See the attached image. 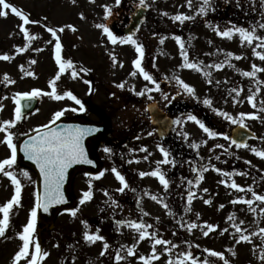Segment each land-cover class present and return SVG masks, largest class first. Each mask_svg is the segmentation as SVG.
I'll list each match as a JSON object with an SVG mask.
<instances>
[{
    "label": "rangeland",
    "instance_id": "1",
    "mask_svg": "<svg viewBox=\"0 0 264 264\" xmlns=\"http://www.w3.org/2000/svg\"><path fill=\"white\" fill-rule=\"evenodd\" d=\"M243 1L245 3L246 0ZM6 2L29 14L31 21H39V23L25 25L29 29L30 34L35 35L37 38L31 42L25 52L18 53L17 48L23 47L27 43L19 28L22 21L11 12V9H4L0 5V11L8 13L7 16H0V55L8 54L12 57V59L7 61L0 59V104L4 106L3 110L0 111V122L14 118L15 104L12 98L17 92H30L33 89H40L43 93L51 91L49 81L54 79L59 68L55 62L54 39L47 31V27H64L65 30L58 33L63 46L62 56L66 60L73 61V63L78 60L77 64L79 65L76 68L74 63L75 69L79 73L76 78L72 77L71 69L61 74L56 84L57 92L63 94L65 91L70 90L83 102L84 107L88 100L96 107H103L108 99L107 95L103 94L107 93L104 85L108 86V89L112 91L110 93H113L109 97L112 98L109 104L110 108L106 110L111 129H117L118 126H121L122 136V130H124L122 128L124 126L127 127L132 124L136 126L139 123L138 113L145 112L143 108L145 100L149 99V96L154 99L160 95L161 91L146 92L143 96L136 95V92L143 90L146 84L148 87L153 86L144 81L139 73L135 77L130 75L134 70L132 61L137 55L134 46L120 44L119 42L113 45L102 29L95 27L96 24L102 23V18L104 17L103 5L113 6L115 5V0H94V2L93 0H75V2L73 0H6ZM145 2L149 19L146 26L134 37L144 47V68L156 80L158 78L165 79L167 76L171 82L169 93H175V90L178 89L176 81L172 79L173 75H178L186 83L193 86L195 95L189 96L190 105L198 103L206 107L203 101L210 99L212 106L207 107L212 110L213 118L211 122H214L222 130H227L235 124L218 115L214 109L227 112L237 119H239L241 113H254L259 117L258 119L245 117L244 119L245 125L255 131L258 136L256 141H247L248 148L234 147L222 136L209 138L197 124L185 119L183 126L186 129H183V131L189 134L186 141L190 144L197 143L200 145L199 149L194 148L197 154L200 155V161L196 163L195 168L214 165L215 168L222 170L221 173H218L212 167H209V170L204 172V179L200 185L198 187L195 184L192 185L195 197L191 205L186 208L185 216L190 221L189 223L195 222L198 225H203L206 221L219 227L215 231L210 232L208 236L203 235L200 227L194 228L191 232L185 227L186 237L179 239L177 238V232L174 231L175 229L170 228L171 222L180 220L179 214L173 213L170 215L169 207L168 209L163 207L166 202H163L162 199H158L154 203L143 199L142 204L152 206L151 213L156 217L154 229L151 228L148 231L162 239L171 241L173 245H178V247L172 248L171 258L173 260L179 253L190 250L198 260L202 261L207 258L211 259L212 264H224V261L219 258L208 257V254L204 251V249H212L223 252L224 258L228 260L229 264H264V260L260 258L261 252L264 251V239H262L264 233H260L261 227L264 228V218L260 216L264 212L261 211L260 207L257 209L254 207L258 201H254L252 205L257 212L251 211L246 204L231 203L233 195L235 197L233 200L238 197L253 199L251 192H240L220 183L222 180H227L230 184L234 180L245 189L251 187L256 193L264 194V181L259 183L253 181L264 176V158L257 156L251 151V148L264 151V141L262 140L264 138V103H262L264 102V72L258 71L255 77H248L242 74L243 72L251 71L253 64L257 65L258 68H264V61L253 54L254 48L258 52H264V48L256 47L257 42L252 45H248L245 42L242 45L238 35L233 36L232 39H227L216 34L214 31L215 26H219L220 30L230 27V19L228 17L230 8H226V16L228 18L225 19V22L214 25V18H209L211 11H208L207 15L199 14V8L203 0H192L191 7H189L187 0H145ZM218 3V1L215 2L213 0V8H218L216 6ZM243 6L245 5L243 4ZM81 13H83V18H81ZM164 13H168V15L166 16ZM178 13H184L194 17V19L186 20L181 24L171 18ZM203 18H205V21L202 23ZM169 21L173 23L172 29ZM154 23L155 25H153ZM209 24L213 27H209ZM254 24L255 26L260 25L261 19L257 22L254 20L252 26L248 29L251 30ZM68 25L74 26L76 31H72L67 27ZM176 26L180 27V33L183 36L182 40L191 61L200 63L204 55H216V52H219L216 57L221 62H224L226 53H233L234 56L230 58L233 67H229L225 63L224 67L218 70L214 67L209 68L206 65L202 69L210 72V77L205 76L203 71L180 67L183 63V58L180 55L179 45L173 38L177 36V30H174ZM256 30L258 29L256 28ZM152 34L154 35L152 36ZM256 34L263 33L256 32ZM161 37L166 38L163 44L160 43ZM50 40L53 43H49ZM96 51L100 55L98 59L93 60V57L97 55ZM113 53L117 59L115 64L112 59ZM220 53L222 56H220ZM108 56H111V58L106 63L105 60H107ZM235 56H239L241 59H236ZM33 60L36 63H31ZM217 62L219 63L216 60L209 65L218 64ZM154 63L155 67H153ZM21 66H23V70ZM80 68L87 69V72H94L95 79H99L95 83L97 88H94L92 92H90L91 86L89 83L85 82L88 81L87 72H79ZM29 72L32 75H28L27 73ZM5 73L8 74L9 79L14 81V83H9L3 79ZM209 79H211V83L208 82ZM121 82L125 84L123 89L116 86ZM232 89L237 91L234 92ZM117 95H119V98ZM250 95L254 97L255 108L248 102L247 97ZM127 96H130V99L126 100ZM71 108H79V106L68 98L56 100L49 95L42 94L40 103L33 113L17 122L10 129L14 134V143L24 133L51 122L54 113L57 111L68 109L65 111V116L76 114L77 112L71 111ZM195 112L193 111V114ZM213 130L221 133L218 129L213 128ZM135 131H138V129H132V133L129 136H132ZM4 135L3 132H0V160L11 155V150L2 142ZM202 141H206V143H202ZM218 144L224 145V148L216 147ZM137 149L134 142L121 146V164L126 162L127 170L130 172H127V175L133 173L134 179L147 182L158 195L162 194L166 189L160 184L158 178L150 175L142 178L139 175L142 171L150 172L156 167L154 168V163L153 165H147L146 162L141 161L142 154L140 151L137 152ZM148 149L156 162L163 159L159 149L153 147ZM217 156L220 157L219 160L216 159ZM129 161L132 162L129 163ZM117 162V160L108 161L113 168H117ZM166 165H161L160 167L168 179V171L164 170ZM197 165L199 166L197 167ZM112 167L104 169L102 171L104 175L99 179H96V177L91 178L85 174L74 177L72 194L76 199V203L72 209L78 210L75 216L67 210L59 212L48 225L44 226L37 221L33 244L39 242L41 249L49 253L40 264H117L115 260L117 252L125 257L119 261V264H143L139 257L151 258L150 238L141 241L139 236L134 234L135 231L129 228L127 224H116V221L121 220V215L122 220H128L133 218L134 214L129 211L130 209L126 205H124L125 209L122 213L121 207H118L119 195L121 194L117 189L121 187V184L115 175L111 176L110 171H108ZM17 168L18 166H13L14 173L23 186L21 201L18 206L12 209L9 226L5 235L0 237V264H12L15 253L22 246V241L19 239L18 234L22 232L23 226L27 224L31 210L36 205L33 174L26 169ZM23 171H27L29 176H23ZM223 172L243 174L226 177L222 174ZM249 172H253V174ZM195 174L193 175L194 177L198 176L197 172ZM255 175L259 176L258 178L253 177V179L252 176ZM261 180H264V178ZM90 184L92 198L81 204L82 195L84 192L89 191ZM205 185L209 186L208 188L213 186L214 197L212 194H208L206 197L200 196L201 193H198V189L201 186L205 187ZM14 190L11 180L0 173V206L11 199ZM105 191H107V195ZM223 197L230 198L223 199L229 201L226 204L227 207H220V205L224 204L222 202ZM214 199L217 202L221 201L219 206L205 203V200L213 202ZM113 200L117 203L113 204ZM262 205L264 206V203ZM188 208L191 210L188 211ZM236 212L238 213L236 214ZM230 213L234 214L235 223L240 224L243 221L240 227L246 230L245 234L256 233V235L251 236V242H236L239 234L231 226L233 221L227 219ZM91 218V222L88 223V219ZM151 219L152 216L148 217V221ZM180 221H182V218ZM84 222L87 223V227ZM253 222L257 223L254 224ZM246 227L251 228L248 229ZM225 228L228 231L222 232ZM97 230H99L100 235L105 237V241L109 245L107 252L103 256L100 253L103 251L105 241L89 243L84 239L85 231L91 234L96 233ZM122 232L124 236L121 238ZM133 245H135V255H128L127 249L133 247ZM156 247L159 259L152 260L151 264H168L170 254L164 251L165 246L157 245ZM19 264H26V261L22 259Z\"/></svg>",
    "mask_w": 264,
    "mask_h": 264
},
{
    "label": "snow or ice",
    "instance_id": "2",
    "mask_svg": "<svg viewBox=\"0 0 264 264\" xmlns=\"http://www.w3.org/2000/svg\"><path fill=\"white\" fill-rule=\"evenodd\" d=\"M75 2V0H73ZM94 2V0H93ZM122 0H115V5L119 6L121 4ZM187 3L189 7H191L192 0H187ZM0 5L3 6L4 9H11V12L17 16L22 23L19 25V28L21 32L23 33V38L27 42L23 47H18L17 52L23 53L27 50L28 46L31 44V42L36 39L37 37L33 34H30L29 29L25 26L31 23H39V21H31L29 19V14L23 12L19 8L9 4L6 2V0H0ZM139 5L141 7H147V4L145 0H139ZM104 7V18L107 20L109 17L113 15V6L112 5H103ZM213 8V0H203V3L201 4L199 8V14L207 15L208 11H214ZM7 12L0 11V16H7ZM164 15H168V13H164ZM81 18H83V13H81ZM174 21H179L181 24L186 20H192L194 17L188 16L184 13H178L171 17ZM209 27H213L211 24L208 25ZM68 28H70L72 31H76L75 27L72 25H68ZM95 27L102 29L103 33L106 34L107 39L113 44H117L118 42L120 44H130L134 46L135 52H136V58L132 61L133 64V71L130 73L132 77H135L138 73L140 76H142L144 81H147L149 84H151L153 87H148L146 84L144 89L141 91L136 92V95L143 96L145 93H151L153 91H161L159 82L154 78V76L147 71L143 66V59H144V47L142 44L138 43L136 39H134L135 32H131L127 36H119L115 34L112 29L108 26L106 23H100L96 24ZM260 28L264 29V23L259 25ZM65 29L64 27L60 28H53V27H47V31L51 34V36L54 39V55H55V62L58 65L59 71L57 72L56 76L53 80L49 81V85L51 88L50 92L43 93L40 89H33L30 92H17L13 96V101L15 104L14 108V118L9 120H3L0 122V132H3L4 138L3 143L7 145V147L11 150V155L3 160H0V173H2L4 176L8 177L11 180V183L14 185V194L12 195L11 199H9L5 204L0 206V237L5 235V232L9 226L10 223V214L12 209L15 206H18L21 201V192H22V184L21 181L17 178L15 175L13 169V166L17 163V145L14 143V134L10 131L12 127L15 126V124L23 119L24 112L26 108L31 107V101L35 100L36 98L43 95H49L52 98L56 100H61L63 98L71 99L75 102L76 105L79 106V108H71L70 110L73 112H83L85 111V107L83 102L78 99L70 90L65 91L63 94H59L57 92V81L60 79L61 74L65 73L66 70L71 69V75L73 78H76L79 73L75 69V65L73 61L66 60L62 56V44H61V38L58 35V33L63 32ZM138 30V29H137ZM214 31L217 35H219L222 38L232 39L233 36L238 35L241 44L243 45L245 42L248 45H252L254 42L256 43V47L264 48V37L259 36L256 34V27L253 26L251 30L245 27L237 26L233 24L231 27H228L224 30H220L219 26L214 27ZM180 48V55L183 58V63L180 67L192 69L196 71H203V74L207 77L211 76L210 72L204 71V69L201 68L200 63L193 62L189 59V54L187 49L185 48V44L180 36H174L173 37ZM165 37H161L160 43L163 44ZM49 43H53L52 40L49 41ZM39 51V49H37ZM219 51V50H218ZM253 54L257 56L260 60L264 61V52H258L255 51V48L253 50ZM234 56L233 53H226L225 61L218 64H212L208 65L209 68H216V69H222L224 67V64L227 63L229 67H233V65L230 62V58ZM236 59H241L239 56H235ZM0 59L3 60H10L12 59L11 56L8 54L0 55ZM113 63H117V59L115 54H112ZM31 63H36L35 60L31 61ZM122 66V63H121ZM153 67H155V63L153 64ZM21 69L23 70V66H21ZM88 70L85 68H80L79 72H87ZM264 72V68H258L257 65H252V70L243 72L242 74L244 76L248 77H255L257 72ZM28 75H32V73H27ZM3 79L9 83H14V81H11L9 79V76L7 73L4 74ZM165 79H168L166 76ZM172 79H174L178 85V91L176 95H180L181 92L186 93L189 96L195 95V89L193 86L186 83L183 79H181L178 75H173ZM86 83L91 84V81H85ZM211 83V79L208 81ZM219 83V81H217ZM117 87L123 89L125 87L124 82H121L120 84L116 85ZM133 90H135L133 88ZM91 91V88H90ZM232 91H237L236 89H232ZM163 98L165 100H168V94L162 93ZM6 98V97H5ZM149 99H151V96H149ZM172 99H175V96L172 97ZM248 102L252 104V106L255 108L256 104L254 101L253 96L247 97ZM27 102V103H25ZM169 103H171V100H168ZM203 103L206 106L211 107L212 101L210 99H205ZM264 103V102H262ZM3 105L0 104V111L3 110ZM152 106H150L151 108ZM68 109H62L60 111H57L54 113L51 124H55L57 120H59L64 114L65 111ZM38 111V110H37ZM214 111L222 116L224 119L229 120L232 124L239 125L241 128H246V125L244 123L245 117L258 119L254 113H241L239 119L229 115L227 112H223L220 109H214ZM187 121H192L195 124L198 125V127L205 133L209 138H216L218 136H222L225 140H230V143L232 145H235L236 147H244L248 148L249 145L243 141H238L237 139L233 137H229L226 133H219L208 127L203 121H201L196 115L189 113L186 116ZM182 123V120L180 118H177L175 120L171 121V124L173 125H180ZM43 130H34L36 131V134L33 136H29L22 145V151L24 154V157L30 161H33L36 165V167L39 169V173L43 178V193L40 192L36 193V205L32 208L30 213V218L26 225L23 226L22 232L18 234L19 239L22 241V246L19 248V250L15 253L12 264H19V262L23 259L26 261V264H40V262L43 260V258L47 257L49 255L48 252L43 251L41 249V246L39 242H35L33 244V235L36 231L37 226V209L42 208L44 212H48L49 208L53 205L62 204L65 203V196L63 191V185L67 177L68 170L74 165V164H92L93 161L88 158V154L86 152L85 146H84V140L85 137L92 135L95 132H98L99 129L96 127H83L76 124H66L62 125L60 127H49L48 124H45L41 126ZM182 136H184L185 139L188 137V133L181 132ZM149 135H152V133H149ZM202 143H206V141H202ZM163 159L156 162L157 166L154 170L150 172H140L139 175L143 178L145 176H152L158 178L161 185L164 186L165 189L169 187V180L166 178V174L162 171L161 165L171 164L175 166V160L171 158V152L169 149H166L163 145L157 146ZM191 147L195 149H199L200 145L197 143H192ZM216 147L224 148V145H216ZM142 151H147L146 148H142ZM105 153H111L112 149L109 147H105L103 149ZM251 151L256 154L257 156L264 158V151L257 150L256 148H251ZM144 159H147V156L144 157ZM217 160L220 159L219 156L216 157ZM132 161H129L131 163ZM138 162V161H137ZM250 163V162H249ZM209 167H212L213 170H215L218 173H221L222 170L219 168H215L214 165H205L201 166L200 168H195L193 171H196L198 173L197 178L195 181L188 180L187 183L189 185L195 184V186H199L201 181L204 179V172L209 170ZM111 171L114 173L116 179L120 182L121 187L117 189V191L123 193L126 189L129 188V184L126 180V177L121 174L120 171H118L116 168H112ZM23 176L28 177L29 173L27 171H23ZM226 177H231L236 174H243V173H229V172H223L222 173ZM104 172H99L96 176V179H99L103 177ZM220 183L225 184L228 187H231L232 189H235L240 192H251V195L253 199H245L244 197H238L237 199L231 201V203H243L249 206L250 210L255 212L256 209L252 207L254 204V201H260L261 203H264V194H258L256 193L251 187L245 189L240 184L236 183L234 180L229 184L227 180H222ZM204 192H207L208 189H203ZM105 194L107 195V191H105ZM195 197V193L189 189L187 193V204L191 205L193 199ZM92 198V192H91V184L89 186V191H86L83 193L82 198L80 200V203L83 204L86 201H89ZM153 200H157L158 198L156 196H151ZM113 204H116L117 202L115 200L112 201ZM161 203H163L161 201ZM205 203L211 204V200H205ZM163 207L165 209H168V205L166 203L163 204ZM220 207H223L221 205ZM188 211L191 209L188 208ZM73 216L76 215L77 209H70L69 210ZM262 212H264V209H261ZM169 214L171 211H169ZM147 215V213H145ZM227 219L229 221H233L232 227L235 229V232L239 234L237 243L240 242H251V236L256 235V233L251 234H245L246 230L242 229L240 227V224L243 223V221L240 222V224H237L234 222L235 216L234 214H230ZM85 223V226L87 227V223ZM117 225H124L127 224V226L131 229H133L136 233L139 234V240L143 241L146 238H150L152 243V256L151 258L141 256L139 259L143 261V264H151L152 260L159 259V256L156 253V246L157 245H164V251L169 253V260L168 264H212V261L210 259H204V260H198L196 257L193 256V253L189 251H185L183 253H179L176 255V258L173 260L171 258V252L173 247H178V245H173L171 241L165 240L160 238L159 236L155 235L152 232H149L148 229L152 228L151 224L145 223L143 220L135 221V220H118L116 221ZM180 227H186L189 232H191L194 228L200 227L203 231L204 236H208L210 232L215 231L219 226L209 224L207 222H204L203 225H198L195 222L191 223H180ZM228 229L225 228L222 230V232H227ZM260 233H264V228L260 229ZM84 239L85 241L89 243H94L96 241H105V237L99 234V230H97L96 233H89L88 231H85L84 233ZM264 239V237H262ZM191 247V246H189ZM197 247H199L197 245ZM109 248L108 243L105 241L103 246V251L100 253L101 256L105 255ZM123 248V246H122ZM135 245L133 247H130L127 249L128 255H135L134 251ZM204 251L208 254V257H216L224 261V264H229L228 260L224 258V253L215 251L212 249H204ZM235 254V253H233ZM125 257L121 256L119 252L116 253L115 260L117 261V264H119V261L123 260ZM260 258L264 260V251L261 252Z\"/></svg>",
    "mask_w": 264,
    "mask_h": 264
},
{
    "label": "flooded vegetation",
    "instance_id": "3",
    "mask_svg": "<svg viewBox=\"0 0 264 264\" xmlns=\"http://www.w3.org/2000/svg\"><path fill=\"white\" fill-rule=\"evenodd\" d=\"M105 19V18H104ZM104 23V20H103ZM108 26L112 29V31L121 36V27L124 25V22H121V13L112 15L107 19ZM95 51V50H94ZM97 52V51H96ZM92 53V52H91ZM100 54L97 52V55L93 57L94 59H98V56ZM106 55V54H104ZM111 56H108L107 60L105 62L107 63L110 60ZM104 63V62H103ZM94 65V63H93ZM89 80L91 81V88L92 90L94 88H97V85L95 84L94 80H99L95 79V73L89 71ZM158 82L160 84V89L161 93L157 98L154 99H147L145 100L144 103V108L146 107V102H155L156 106L163 110L165 114L172 118V120H175L177 118H180L182 120V123L180 125H173L171 124L167 130L162 136H158L155 127L149 122L150 119L148 117V114H144L139 112L138 117L140 118L139 123L135 127H130V128H124V129H138V131L135 132V139L137 141L136 145L139 147V151L141 154L143 153V157L140 158L141 161H148L150 164L156 165V160L154 157L151 156L149 152V147H153L155 149H158V145H163L164 147L168 148L170 145L175 146L176 149V160L179 163H182V168L181 170L179 167L176 168V173L172 175V177L175 178V184L166 189L162 194L158 195L154 189L149 185L147 182L144 181H138V189L136 192V201L134 206H132L133 212L143 220L147 215L145 213H148V217L152 216V219L149 221L152 225L156 224V217H154L151 213L153 207L152 206H145L142 204L143 199L149 200L150 203L157 202V200L160 198L162 199L163 202H166L168 207L175 211V212H182L184 213L188 204H187V193H188V188L189 184L187 181L189 180V174H188V142L182 136L180 133L184 132L183 129H186L185 126H183V123L186 119V116L189 114V99L188 95L185 93L181 92L180 95L176 94H169L170 91V85L171 82H169L166 79H158ZM162 93L168 94V100H171V103L168 102V100H165L163 98ZM120 95V94H119ZM119 95L118 98H119ZM175 96V99L173 100L172 97ZM107 108H101V109H93L91 108L88 110L89 114L83 113V112H78L77 115L74 116H80L83 117L87 120L95 121L93 117H97L98 115H104L106 116ZM149 133H152V135H149ZM161 141V142H159ZM105 147H109L112 149L111 153H105L103 149ZM142 148H146L147 151H142ZM93 152L95 156L101 161L103 165V169H107L108 167H112L111 163H108V161L111 160H117V170L121 172V126H118L117 129H110L109 134L102 140H99L93 144ZM147 156V159H144V157ZM111 159V160H110ZM181 160V162H179ZM19 165L16 163V166ZM113 168V167H112ZM111 168V169H112ZM111 169H108L110 171L111 176L114 173H111ZM170 169V168H169ZM12 171H14L12 169ZM82 174V172L77 173L75 176ZM84 174V173H83ZM89 177L93 178L96 175H89ZM74 176V177H75ZM74 179V178H73ZM121 194V192H120ZM151 196H156L158 199L153 200ZM123 201L121 199V195H119V206L121 207V212L124 209L122 205ZM150 212V213H149ZM187 224V222H185ZM178 226H180V223H177Z\"/></svg>",
    "mask_w": 264,
    "mask_h": 264
},
{
    "label": "water",
    "instance_id": "4",
    "mask_svg": "<svg viewBox=\"0 0 264 264\" xmlns=\"http://www.w3.org/2000/svg\"><path fill=\"white\" fill-rule=\"evenodd\" d=\"M144 18H145V8L141 7V6L137 7L131 13V18L129 20L127 27L124 29V33L126 35H128L131 32H136L139 24L144 20ZM25 103H27V102H25ZM35 103H36V99L31 101V107L26 108L24 113L32 110L35 106ZM149 110H150V113L152 116V120L156 126H159V124H161V123L163 126H168V124L170 122L168 119L164 118V116H163L162 112H160V110H158L156 108H152V107L151 108L149 107ZM77 121H79V123H74V124L80 125V126H85V127H87V126L92 127L94 125L98 126V124L84 123V122H82V120H77ZM69 124H72V123H69ZM57 125H58V123H55L54 125L51 124L49 127H57ZM61 125H64V124H61ZM61 125H59V126H61ZM101 125H106V123L104 124V122H103V124H101ZM40 130H43V129H40ZM107 131H108V129H99L98 132H95L92 135L85 137L84 146H85L86 152L88 154V158L93 161L92 164H93V166H96V167L94 169H90V165H92V164H84V163L74 164L68 170L67 177H66V180H65L64 185H63V191H64V196H65L66 202L62 203V204H57V205L51 206L49 208L48 212H44L42 208L37 209V218L40 222L49 223L54 218V216L56 215V213L60 209L71 208L74 205V199L72 198L71 192H70L71 178L77 170L83 169V170H89V171L90 170L96 171L99 168V166L96 165L97 164L96 160H94L95 158L91 152V145L95 139L101 138L102 136H104L107 133ZM35 134H36V132H33V133L27 135L26 137H24L20 141L18 148H17L19 151L18 158L21 162L27 164L28 166H30L34 170V172L36 174V179H37V184H36L37 192H40L42 194L43 193V178L39 173V169L36 167V165L33 161H30L24 157V154L22 151V145H23L24 141L29 136H33ZM230 137H233V138L237 139L238 141L244 142L246 138L255 137V135L253 133H251L249 130H247L246 128H241L238 125L231 131Z\"/></svg>",
    "mask_w": 264,
    "mask_h": 264
},
{
    "label": "trees",
    "instance_id": "5",
    "mask_svg": "<svg viewBox=\"0 0 264 264\" xmlns=\"http://www.w3.org/2000/svg\"><path fill=\"white\" fill-rule=\"evenodd\" d=\"M248 2L250 4H255L254 5V10L256 9L255 6H257V8L259 9V12L261 13L263 11V5H262V1L258 0V1H254L253 3L251 2V0H248ZM128 8H129V4L126 1H122L121 2V20L124 19L127 16V12H128ZM223 12V11H221ZM235 12L236 14L241 17V16H246V10L244 9V7L241 5L240 1L238 0V2H236V6H235ZM262 14V13H261ZM239 26H241V24H239ZM257 29H262L259 26H255Z\"/></svg>",
    "mask_w": 264,
    "mask_h": 264
}]
</instances>
